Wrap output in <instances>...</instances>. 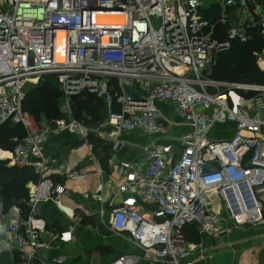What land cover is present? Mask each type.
I'll list each match as a JSON object with an SVG mask.
<instances>
[{
    "label": "built area",
    "instance_id": "obj_1",
    "mask_svg": "<svg viewBox=\"0 0 264 264\" xmlns=\"http://www.w3.org/2000/svg\"><path fill=\"white\" fill-rule=\"evenodd\" d=\"M215 5L217 13L204 10L202 0H0V126L25 131L0 160L39 175L26 184L25 198L5 211L0 203V257L65 261L46 252L40 204L60 206L67 188L43 176L50 163L44 145L62 133L86 142L101 136L73 115L72 97L85 93L102 101V125L154 137L142 147L144 165L118 159L120 182L105 180L127 194L112 208L110 228L141 250L108 264H193L185 227L217 238L227 232L225 220L264 226V85L210 77L221 52L256 35L262 46L254 56L264 64V4ZM46 79L61 92L60 118L37 119L22 107L27 90ZM159 103L173 105L177 119ZM228 129L229 136H214ZM65 176L83 180L86 173L73 168ZM137 200L146 206L138 208ZM55 238L67 242L71 234Z\"/></svg>",
    "mask_w": 264,
    "mask_h": 264
},
{
    "label": "crops",
    "instance_id": "obj_2",
    "mask_svg": "<svg viewBox=\"0 0 264 264\" xmlns=\"http://www.w3.org/2000/svg\"><path fill=\"white\" fill-rule=\"evenodd\" d=\"M253 1L264 4V0ZM204 2L207 3L202 1L204 10L212 8L215 13L220 10L215 5L216 1ZM167 107V115L177 119V115L168 111ZM105 115L103 106L101 119ZM260 116L264 118V111ZM103 122L99 120L97 128H94L95 133L101 136L92 135L101 140L97 144L92 145L89 140L86 142L78 136L62 133L51 137L44 145L50 163L43 176L62 182L67 188L60 206L51 202L40 204V214L46 220L44 240L51 245L46 250L47 256L53 258L55 255H63L65 261L62 264H108L119 255L141 253L140 248L126 235L112 231L109 226L112 208L127 194L118 191L116 182L110 184L105 180L113 177L120 182L114 163L118 159L139 160L144 165L146 159L142 147L148 145L154 137L140 130L121 133L102 125ZM224 133L229 136L231 129ZM73 168L86 173L85 179L66 178L65 175ZM213 198L219 207L217 198ZM137 206L142 208L146 205L137 200ZM224 224L227 232L217 238L200 234L197 227L192 225V233L188 236L196 237L197 240L185 242L192 251L189 259L193 264H264V226L245 224L237 227L229 220H225ZM64 231L71 234L67 242L55 238V235ZM199 255L201 258L196 260ZM16 259L14 255L4 253L0 257V264H16ZM137 264L147 263L140 261Z\"/></svg>",
    "mask_w": 264,
    "mask_h": 264
},
{
    "label": "trees",
    "instance_id": "obj_3",
    "mask_svg": "<svg viewBox=\"0 0 264 264\" xmlns=\"http://www.w3.org/2000/svg\"><path fill=\"white\" fill-rule=\"evenodd\" d=\"M262 46L261 39L256 35L247 44L235 43L229 51L221 52L213 65L210 77L219 81L264 83V71H261L256 64L252 53ZM264 69V67H262ZM61 92L48 79L31 86L26 93L22 107L37 119L47 120L60 118L63 114L58 109V102ZM74 113L77 118L85 120L90 116L92 119L101 120L103 103L95 95L85 93L83 96L72 97ZM101 109V110H100ZM83 114V115H82ZM25 131L21 125L3 124L0 126V148L5 151H12L16 142L21 139ZM89 142L97 144L101 140L88 137ZM9 153L0 150V157H8ZM39 175L31 167L9 165L8 161L0 160V203L4 211L12 202H19L27 196L26 184L30 181L37 182ZM192 225L183 229V236L186 241L197 240L190 238Z\"/></svg>",
    "mask_w": 264,
    "mask_h": 264
},
{
    "label": "rangeland",
    "instance_id": "obj_4",
    "mask_svg": "<svg viewBox=\"0 0 264 264\" xmlns=\"http://www.w3.org/2000/svg\"><path fill=\"white\" fill-rule=\"evenodd\" d=\"M203 1V3H205L204 2V0H202ZM212 1H219V0H212ZM207 2H208V0H207ZM205 4H207V3H205ZM256 50H254L253 51V53H252V56L254 57V59H255V61H256V58H255V56H254V52H255ZM219 57V56H218ZM256 64H257V66L259 67V69L261 70V71H264V69H262V67H264V64H258L257 62H256ZM257 84H261V85H264V83H257ZM63 101V99H59V101ZM165 104H163V103H159L158 104V108L160 109V111L162 112V113H164V114H168L167 112H166V109H165ZM168 107H167V109H168V111H170V112H174L175 110H174V106L173 105H167ZM169 112V113H170ZM73 115L74 116H76L75 115V113H74V108H73ZM83 115V114H82ZM105 117V116H104ZM103 117V119H101V121H104L105 120V118ZM42 118H43V116H42ZM84 119V118H83ZM85 120H87V124L89 123V125L91 126V127H93V128H97L96 126H97V124H98V122H99V120L98 119H92V117H90V116H88V118L86 117L85 118ZM223 136H228V133H215V137H218V138H220V137H223ZM0 150L1 151H4V152H7V151H5V150H3V149H1L0 148ZM4 161H7V160H4ZM8 164H9V162H8Z\"/></svg>",
    "mask_w": 264,
    "mask_h": 264
},
{
    "label": "bare ground",
    "instance_id": "obj_5",
    "mask_svg": "<svg viewBox=\"0 0 264 264\" xmlns=\"http://www.w3.org/2000/svg\"><path fill=\"white\" fill-rule=\"evenodd\" d=\"M0 158H7V157H0ZM213 202H215V201H214V198H213Z\"/></svg>",
    "mask_w": 264,
    "mask_h": 264
},
{
    "label": "water",
    "instance_id": "obj_6",
    "mask_svg": "<svg viewBox=\"0 0 264 264\" xmlns=\"http://www.w3.org/2000/svg\"><path fill=\"white\" fill-rule=\"evenodd\" d=\"M106 6H108V5H106Z\"/></svg>",
    "mask_w": 264,
    "mask_h": 264
}]
</instances>
